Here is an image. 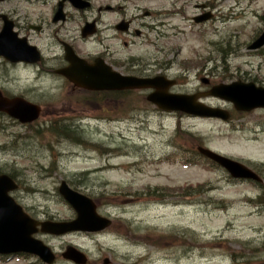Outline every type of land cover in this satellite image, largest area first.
<instances>
[{"label": "rangeland", "instance_id": "1", "mask_svg": "<svg viewBox=\"0 0 264 264\" xmlns=\"http://www.w3.org/2000/svg\"><path fill=\"white\" fill-rule=\"evenodd\" d=\"M58 1L10 0L0 9L11 11L16 20L45 25L38 40L46 57L61 52L60 39L84 52L100 50V37L92 46L81 42L76 12L71 11L77 22L55 32L49 18ZM107 2L125 7L117 0H93L95 12L85 15L96 17ZM142 6L166 16L165 37L152 39L167 47L172 74L183 73L182 62L199 69L190 67L193 73L181 79L183 87L177 90L203 91L205 83L195 79L203 68L200 77L211 70L218 74L215 85L242 80L264 86V49H248L264 32V0H148ZM202 14L213 17L195 23ZM113 20L107 14L104 24ZM9 73L10 81L0 61V89L42 107L33 125L0 116V169L19 180L16 200L38 220H72L73 209L58 194L65 180L78 192L99 198V213L113 219L111 228L97 235L39 233L37 238L57 257L54 264H73L62 257L69 246L82 251L89 264L105 259L109 264H264V208L253 202L261 188L232 183L225 171L203 161L186 162L201 145L253 165L264 177V110L237 115L228 124L176 118L155 112L143 96L134 94L103 113L92 110L86 95L64 80L37 79L31 71ZM18 77L22 83L15 81ZM206 103L232 108L219 99ZM57 117L78 123L85 141L96 148L54 137L47 128ZM198 185L203 189L197 191ZM189 187L202 196H188ZM39 261L30 256L0 264H43Z\"/></svg>", "mask_w": 264, "mask_h": 264}, {"label": "water", "instance_id": "2", "mask_svg": "<svg viewBox=\"0 0 264 264\" xmlns=\"http://www.w3.org/2000/svg\"><path fill=\"white\" fill-rule=\"evenodd\" d=\"M68 1L76 7H85V5H79L80 0ZM15 37L16 35L12 34L10 24L6 23L0 34V56L13 62L23 60L28 63H35L39 61L36 48L28 46L25 40L23 42L16 41ZM263 45L264 34L251 48H259ZM67 59L71 62V65L60 71V73L68 78L75 87L89 90L151 87L156 89L157 92L150 96L148 100L155 103L160 109L183 111L202 117H218L224 120L229 118L224 111L196 103L199 97L170 96L166 94L167 90L165 88H167V85L160 82L159 79L128 80L106 72H104V77L91 76L88 73L90 68L85 66V62L71 55H68ZM209 94L232 102L238 110L249 111L255 108H264V89L255 88L253 84L235 83L230 86H221L220 89H213ZM0 112H6L12 117L20 119L23 123L33 122L40 116V108L23 99L7 100L0 98ZM199 150L204 156L217 162L236 178L258 179L254 173L238 162L215 154L210 150L203 148H199ZM17 188L18 186L10 177L6 175L0 177V254L31 253L38 255L46 263H52L54 261L52 251L42 242L33 238V234L38 231V226H41L43 233L52 235H63L70 232L98 233L111 226L112 222L109 219L98 214L96 204L92 199L75 192L66 182H62L59 193L76 211V219L55 223H40L32 220L9 195V192ZM63 256L77 264L86 263L84 254L74 247H68ZM105 264H108V260H105Z\"/></svg>", "mask_w": 264, "mask_h": 264}, {"label": "flooded vegetation", "instance_id": "3", "mask_svg": "<svg viewBox=\"0 0 264 264\" xmlns=\"http://www.w3.org/2000/svg\"><path fill=\"white\" fill-rule=\"evenodd\" d=\"M10 0H5L0 2V4L7 3ZM114 1V0H110ZM121 1L126 5V7L117 5L112 6L107 2L103 7L97 9V16L89 18L85 14L87 11L89 13H94V7L91 6L86 10V12L77 13L80 15V32H81V42L86 44L87 42H94L98 37H100L101 49L96 52H84L76 47L73 43L67 42L64 39H60L61 52H54L53 55H46L39 45L38 38L44 31L45 25L36 24L35 22H29L26 20L22 22L21 20H16L12 16V12L9 10L0 9V26H3V18L5 17L9 22L13 24L14 32H16L17 37L20 39H26L31 45L38 47L41 62L37 65H29L25 62L12 63L11 61L4 60L0 58L1 63L4 64L6 70L7 78L11 79L9 71L12 72H28L31 71L37 79L44 77H55L56 79H62L55 74V71L60 68H64L68 65L65 60V48L66 46L72 48L74 52L82 59L86 60L90 65L97 62L105 64L110 67L113 71L118 72L124 76L136 77V78H155L158 76L166 77L168 79H174L177 81V85L170 92L171 93H182V94H199L208 92L213 86H215V77L218 75L213 70L206 73L207 77H200L205 74L204 68L196 73V80L198 82L206 83L203 91L197 90L193 93L187 90H177L179 87H183L181 79L189 78L193 73L194 69L199 70L194 67V63L188 66V62L183 63L185 65L183 73L179 75L172 74L173 62L168 58V50L165 46H160L157 44L156 40L152 39V35H158L164 38L163 28H165L164 23H158V16L156 11H153L147 7L142 6V2L147 0H117ZM57 5L52 8V13L50 14L49 22L51 25L56 27L58 32L65 28V25L71 22H77L74 20V15L71 11L70 5L65 4V14L63 20L57 23L53 22ZM107 14H113L114 20L108 24H104V17ZM44 22V21H43ZM92 24L89 31H93L94 35L91 37H83V25ZM85 28V27H84ZM52 29V26H51ZM167 52V53H166ZM51 56V57H50ZM193 67V68H190ZM24 79L18 77L15 79L18 83H22ZM189 80L187 83H189ZM184 84V83H183ZM220 84V83H218ZM2 95L6 98H14L16 95L8 93L5 89H0ZM81 92V90H77ZM90 95H101L104 97V92H88ZM107 94V92H105ZM139 94L147 96L150 91H138ZM118 94H121L118 92ZM23 97L22 95H18ZM209 99H203L207 101ZM155 108V107H154ZM155 112L164 114L155 108ZM245 113H236L232 111V115L242 116ZM0 116H5L0 113ZM233 117V120L235 119ZM238 117V116H237ZM89 264V262L87 263Z\"/></svg>", "mask_w": 264, "mask_h": 264}, {"label": "trees", "instance_id": "4", "mask_svg": "<svg viewBox=\"0 0 264 264\" xmlns=\"http://www.w3.org/2000/svg\"><path fill=\"white\" fill-rule=\"evenodd\" d=\"M127 98V96H126ZM47 131L50 132L54 137H56L57 139H64L65 141H72L78 144H82V145H86L89 144L91 145V147L96 148L95 144L85 141L82 134H81V130L79 127H77L73 122H69L68 119L66 118H55L53 120H51L50 125L47 128ZM62 142H64L63 140H61ZM201 186V185H199ZM198 186V187H199ZM201 186L199 189H197V191H199L200 189H203ZM193 188L189 187L188 191L189 194L188 196H202L200 193L198 192H193ZM99 199V198H98ZM96 199V201L98 200ZM253 202L255 204H257L260 207L264 208V189L262 191V194L256 199L253 200ZM237 255L234 256V258H236ZM238 259H243L242 256H239ZM242 262H247V261H242Z\"/></svg>", "mask_w": 264, "mask_h": 264}]
</instances>
